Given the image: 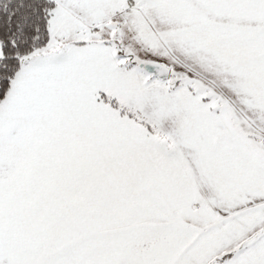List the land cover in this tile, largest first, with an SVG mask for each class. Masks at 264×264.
Here are the masks:
<instances>
[{"label":"snow or ice","instance_id":"6c2138e0","mask_svg":"<svg viewBox=\"0 0 264 264\" xmlns=\"http://www.w3.org/2000/svg\"><path fill=\"white\" fill-rule=\"evenodd\" d=\"M0 264H264V0H0Z\"/></svg>","mask_w":264,"mask_h":264}]
</instances>
